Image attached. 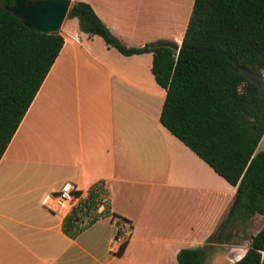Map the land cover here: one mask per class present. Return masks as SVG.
I'll return each mask as SVG.
<instances>
[{"label":"crops","instance_id":"crops-1","mask_svg":"<svg viewBox=\"0 0 264 264\" xmlns=\"http://www.w3.org/2000/svg\"><path fill=\"white\" fill-rule=\"evenodd\" d=\"M82 1L127 46L180 44L193 3ZM73 18L0 157V264H177V251L192 247L203 248L205 264H233L263 215L218 234L235 187L160 124L165 91L151 53L122 55ZM65 181L81 197L98 181L107 190L104 214L74 237L62 232L63 215L42 205ZM117 219L129 224L119 255Z\"/></svg>","mask_w":264,"mask_h":264},{"label":"trees","instance_id":"trees-1","mask_svg":"<svg viewBox=\"0 0 264 264\" xmlns=\"http://www.w3.org/2000/svg\"><path fill=\"white\" fill-rule=\"evenodd\" d=\"M11 5L12 0H0V157L63 43L58 31L25 26L10 13ZM65 17L76 18L87 37L98 35L122 55L151 53L150 71L165 91L160 124L235 187L218 234L254 213L264 217V151L255 152L264 132V98L242 71L264 73V0H193L177 53L149 48L154 42L125 45L82 0L72 2ZM106 195L102 181L90 185L63 216L62 232L74 237L103 215L97 208ZM115 225L117 239L118 219ZM125 244L121 240L115 254ZM263 249L264 224L233 264H263ZM176 261L205 264L203 248H181Z\"/></svg>","mask_w":264,"mask_h":264},{"label":"water","instance_id":"water-1","mask_svg":"<svg viewBox=\"0 0 264 264\" xmlns=\"http://www.w3.org/2000/svg\"><path fill=\"white\" fill-rule=\"evenodd\" d=\"M70 0H12L9 11L30 29L40 32H57L70 6ZM168 47L177 53L179 44L162 40L149 44L148 47ZM249 81L256 83L257 92L264 98V78L261 74L250 73L242 69Z\"/></svg>","mask_w":264,"mask_h":264},{"label":"built area","instance_id":"built-area-1","mask_svg":"<svg viewBox=\"0 0 264 264\" xmlns=\"http://www.w3.org/2000/svg\"><path fill=\"white\" fill-rule=\"evenodd\" d=\"M80 197L81 195L77 193V189L75 188V186L71 182L65 181L64 183H62V185L58 190L54 192H49L43 197L42 205L49 211L62 214L63 216H65L75 206L77 200ZM99 206H103V205L100 204ZM118 221L120 222V225H118V229L120 233L122 231L123 225L126 226L127 229V232L124 236L118 237L119 240L121 241L127 238L129 231V224L123 219H118Z\"/></svg>","mask_w":264,"mask_h":264},{"label":"rangeland","instance_id":"rangeland-1","mask_svg":"<svg viewBox=\"0 0 264 264\" xmlns=\"http://www.w3.org/2000/svg\"><path fill=\"white\" fill-rule=\"evenodd\" d=\"M71 1V3L72 2H74V0H70ZM68 22H69V18H67V17H64V19H63V21H62V23H61V26L63 27V26H66L67 24H68ZM73 23H77V20L75 19V18H73ZM60 26V27H61ZM60 29V28H59ZM59 31V30H58ZM262 75H263V77H264V73H262ZM262 145V144H261ZM262 146H260V148H261ZM106 202L105 201H103L102 202V205L103 206H105L106 204H105ZM86 222H87V218L86 217H82L81 218V221H80V225H84V224H86Z\"/></svg>","mask_w":264,"mask_h":264}]
</instances>
